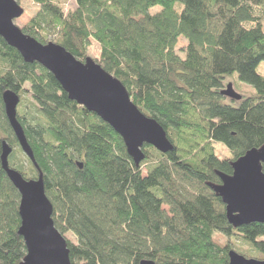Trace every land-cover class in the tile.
<instances>
[{"label":"trees","instance_id":"obj_1","mask_svg":"<svg viewBox=\"0 0 264 264\" xmlns=\"http://www.w3.org/2000/svg\"><path fill=\"white\" fill-rule=\"evenodd\" d=\"M31 1L37 11L22 32L80 62L96 45L93 61L121 82L173 148L162 154L144 145L136 166L110 126L0 38V156L5 142L9 167L26 180L38 177L17 157L2 103L11 91L70 264H228L230 251L264 261V223L232 228L211 190L221 184L218 174L232 175L233 162L264 147V77L257 73L264 0H73L68 12L63 0ZM154 7L160 11L150 15ZM233 75L254 93L223 97L228 84L234 89L226 82ZM25 94L34 109L24 106ZM19 200L0 163V264H20L26 253L17 233Z\"/></svg>","mask_w":264,"mask_h":264},{"label":"water","instance_id":"obj_2","mask_svg":"<svg viewBox=\"0 0 264 264\" xmlns=\"http://www.w3.org/2000/svg\"><path fill=\"white\" fill-rule=\"evenodd\" d=\"M23 14V9L15 0H0V38L15 49L25 63H36L51 74L70 101L110 126L122 139L128 156L136 166L144 160L141 152L144 145L162 154L173 149L164 130L134 106L118 80L90 58L80 62L61 46L54 43L42 45L25 35L14 24ZM221 95L232 101L241 100L232 84H228ZM19 102V97L11 91L2 94L9 127L19 149L37 171L38 177L26 180L9 167L8 157L12 148L5 142L1 145L0 163L20 197V227L17 233L26 250L20 264H70L66 241L52 221L53 207L44 192L42 173L17 119ZM263 164L264 147L251 150L231 164L232 175L218 174L221 184L211 186L225 206L227 221L234 229L264 223ZM78 167L81 169V164ZM139 264L153 263L142 261ZM228 264H264V261L246 259L230 251Z\"/></svg>","mask_w":264,"mask_h":264},{"label":"rangeland","instance_id":"obj_3","mask_svg":"<svg viewBox=\"0 0 264 264\" xmlns=\"http://www.w3.org/2000/svg\"><path fill=\"white\" fill-rule=\"evenodd\" d=\"M18 5L23 9L24 11V14L22 15L21 18L17 19L14 24L22 29L24 26H26V24L29 22L30 20V17L34 15V13L37 11V7L35 5H33L32 1L31 0H15ZM61 7L62 9L64 10V12H68L70 10H73L74 8V4H73V0H63L61 2ZM177 9L180 10L181 9V5H177ZM160 11V8L159 7H154L152 9H150L149 11V14L150 15H154L156 14L157 12ZM262 23L264 24V17H262L261 19ZM183 39H180L179 42H178V46H177V49H180L181 46H184V43H183ZM99 56V50L97 48L96 45H93L90 50H89V55H88V58L92 59V60H96ZM178 56L180 58H184V54L182 52H179L178 53ZM257 73L264 77V62H261L258 67H257ZM229 81L231 83H233L234 85V90L239 93L240 95L244 96V97H247L251 94L254 93L253 89L246 86L245 84H242L240 83L237 78H236V75H233L232 77H229L226 82ZM23 104L24 106L28 107L29 109H34L35 108V105H34V102L31 100L29 94H25L23 96ZM19 106V105H18ZM21 107H17V111H20ZM215 148H216V151H220L221 154H224L227 155V153L225 152V150L221 147V145L219 144H215ZM19 161L24 165V168L25 170H27L28 168V162H27V158L21 153H18L17 155ZM68 239L71 240V237L67 236ZM214 239L220 244V245H224L226 240L222 237H217V234L214 235ZM254 259V258H252Z\"/></svg>","mask_w":264,"mask_h":264},{"label":"bare ground","instance_id":"obj_4","mask_svg":"<svg viewBox=\"0 0 264 264\" xmlns=\"http://www.w3.org/2000/svg\"><path fill=\"white\" fill-rule=\"evenodd\" d=\"M121 83V82H120ZM19 147V146H18Z\"/></svg>","mask_w":264,"mask_h":264}]
</instances>
